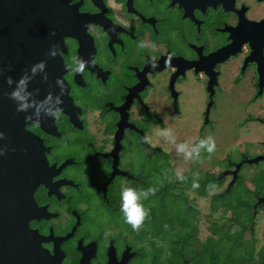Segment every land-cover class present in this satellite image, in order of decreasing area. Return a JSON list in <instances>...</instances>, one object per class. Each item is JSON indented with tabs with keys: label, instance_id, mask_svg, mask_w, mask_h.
<instances>
[{
	"label": "flooded vegetation",
	"instance_id": "obj_1",
	"mask_svg": "<svg viewBox=\"0 0 264 264\" xmlns=\"http://www.w3.org/2000/svg\"><path fill=\"white\" fill-rule=\"evenodd\" d=\"M70 5L74 26L58 53L74 106L68 114L56 110L54 134L25 124L41 141V151L26 140L0 149V209H22L32 190L28 227L47 264H155L147 256L150 239L124 224H91L90 205L96 197L99 207L113 210L112 191L143 181L133 170L141 165L139 149L148 161L157 151L167 155L149 144V130L165 132L169 116L181 117L190 76L204 93L202 131L215 130L211 116L222 96L248 113L244 126L264 129V0H70ZM257 144L253 157L242 153L229 171L246 158L264 156V133ZM44 154L59 170L48 185L40 175ZM17 158L21 164H13L12 180L8 162ZM6 236L0 230V240Z\"/></svg>",
	"mask_w": 264,
	"mask_h": 264
},
{
	"label": "water",
	"instance_id": "obj_2",
	"mask_svg": "<svg viewBox=\"0 0 264 264\" xmlns=\"http://www.w3.org/2000/svg\"><path fill=\"white\" fill-rule=\"evenodd\" d=\"M73 14L70 0H0V133H3L0 149L9 145L15 149L26 140L28 147L38 143L41 151V141L25 130V124H38L46 133L54 134L56 116L50 113L59 108L68 114L74 106L63 77L66 69L58 53L64 50V38L70 36L74 26ZM41 62L44 68L33 73L32 68ZM21 77L28 78L27 91L31 94L26 111L18 110L9 95ZM8 78L13 81L11 85L7 83ZM47 150L45 148V152ZM261 161L264 156L246 158L224 176H232V186L243 165H256ZM14 163L21 164L18 158L17 162H8L12 164L9 172L12 180ZM57 171L49 166L44 154L40 175L46 185ZM31 176L28 172L25 177L31 181ZM39 179L41 181V177ZM27 198L28 203L22 204V209L8 206L0 209V230L7 234L0 240V264H47L46 252L39 243L33 244L34 233L28 227L34 215L32 190ZM260 205H264V197L258 198L254 209Z\"/></svg>",
	"mask_w": 264,
	"mask_h": 264
},
{
	"label": "trees",
	"instance_id": "obj_3",
	"mask_svg": "<svg viewBox=\"0 0 264 264\" xmlns=\"http://www.w3.org/2000/svg\"><path fill=\"white\" fill-rule=\"evenodd\" d=\"M168 157L159 151L156 153V159L170 171ZM259 165H253L256 167L253 187L244 172L252 167L250 165L242 166L232 186L227 185V176L220 173L217 177L181 174L176 177V183L167 182L158 190L144 184L152 191L141 198L142 201L148 199V204L144 206L146 215L138 229L125 222L120 210L122 191H112L108 195L114 206L111 210L107 205L109 215L112 220L122 222L132 234L151 240L152 249L147 254L151 263L264 264V246L258 247L255 235L257 215L262 206L255 210L254 205L257 197H264V167L258 169ZM130 189L136 192L135 187ZM195 197L209 199L211 213L208 219L217 216L214 221H209L210 235L203 240L198 237L200 211Z\"/></svg>",
	"mask_w": 264,
	"mask_h": 264
},
{
	"label": "rangeland",
	"instance_id": "obj_4",
	"mask_svg": "<svg viewBox=\"0 0 264 264\" xmlns=\"http://www.w3.org/2000/svg\"><path fill=\"white\" fill-rule=\"evenodd\" d=\"M189 81L183 93L184 99L182 96L180 102L181 117L172 118V116H169L170 120L165 132L157 128L148 129L150 131L148 136L149 144L169 155L168 158L171 163L170 171L163 166L161 160L152 158L148 161L149 155L146 154V151L139 149L138 154H141L139 155L141 165L134 167L133 170L134 173L143 178V181L137 184H130V187H135L137 193L141 191L146 192L147 188L145 185L158 190L164 187L167 182L176 183V177L181 174H187L188 177H195L196 174L198 176L205 175L212 177H217L219 173L224 175L229 171L230 166L240 159L242 153L249 154L252 149L258 146L257 140L264 133V129L255 125L244 126L248 113L242 109L241 111L237 110L234 101L228 100L225 96L218 97L217 107L212 112L211 120L215 121V130L212 131L213 129L208 128L202 131L200 129L202 120L200 106H203L204 93L192 76L189 77ZM232 107L235 109L231 110ZM208 137H211L215 141V150L209 153L206 149L199 148L197 152L199 141ZM247 143L249 145H246ZM178 145H184V149L182 151L178 150ZM188 153H191V155H188ZM248 156L253 157V154L250 153ZM160 166L163 168L161 169ZM262 167H264V163L260 164L258 169ZM254 168L256 167H249L244 170L251 187L254 186L252 185ZM84 177H86V174H84ZM229 177L227 176V185L230 186L232 180ZM141 198L142 196L139 199V203L144 208L148 204V199L142 201ZM195 204L200 211L198 237L203 240L210 235L208 231L209 221H214L217 216L215 215L211 219H208L211 213L208 198L195 197ZM90 206V215L93 218L90 221L91 224H122V222H116L118 221L117 219H111L107 208L99 207L96 197L93 198ZM122 228L125 229V227ZM255 230L258 247H262L264 246L263 207L257 215Z\"/></svg>",
	"mask_w": 264,
	"mask_h": 264
},
{
	"label": "clouds",
	"instance_id": "obj_5",
	"mask_svg": "<svg viewBox=\"0 0 264 264\" xmlns=\"http://www.w3.org/2000/svg\"><path fill=\"white\" fill-rule=\"evenodd\" d=\"M54 35V33H53ZM53 55L55 53H52ZM79 63V62H77ZM155 67V64H153ZM44 63L41 62L35 65L32 68V72L35 73L37 69H43ZM27 77H21L19 81L16 82V87L12 90L9 94L10 98L13 99L17 103L18 110L26 111L27 108L30 106V93L27 91ZM7 83L11 85L13 81L11 78H8ZM53 116H58V111H53L50 113ZM3 136V133H0V137ZM215 141L208 137L207 139H203L199 141L197 145V152L199 148L206 149L207 152L211 153L215 150ZM178 150H183L184 145H178ZM199 154V153H198ZM191 155V153H188ZM152 189H148L147 192L141 191L139 193L135 192L132 189H124L121 193V205L120 210L124 214L125 222L131 224L133 229H138L143 217L146 215V211L143 208V205L139 203V199L141 196L146 197L148 192H151Z\"/></svg>",
	"mask_w": 264,
	"mask_h": 264
}]
</instances>
